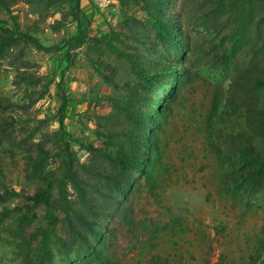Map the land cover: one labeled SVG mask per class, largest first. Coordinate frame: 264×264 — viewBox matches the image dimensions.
Returning a JSON list of instances; mask_svg holds the SVG:
<instances>
[{
	"label": "rangeland",
	"instance_id": "374dc122",
	"mask_svg": "<svg viewBox=\"0 0 264 264\" xmlns=\"http://www.w3.org/2000/svg\"><path fill=\"white\" fill-rule=\"evenodd\" d=\"M159 1L161 14L178 30L170 41L155 43L156 53H148L142 42L124 35L122 11L137 18L140 31L150 33L151 40L155 39V26L138 5L130 2L123 6L119 0H80L87 42L71 50L66 60L64 50L47 51L31 45L13 49L0 65V129L10 140L26 145L53 133L60 103L56 83L62 80L69 99L66 130L73 138L102 145L94 129L100 128V117L111 111L108 97L121 91L106 77L114 71L119 82L132 77L127 61L115 49L105 44L91 48L93 38L103 34L117 48L151 57L149 63L172 65L174 76L159 77L163 85L155 88L152 98L156 105L149 109L156 115L160 104L169 102L171 106L162 134L167 182L160 201L146 205L141 216L162 222L179 217L183 228L176 227L152 241L142 236L133 247L122 243L108 260L97 261L91 252L76 250L69 256L56 253L55 264H264V194H247L228 182L224 171L230 164L221 153L228 134L243 127L242 117L229 116L223 102L232 75L252 56L254 28H250V43L245 39L233 49L232 34L239 23L231 11L219 7L220 0ZM71 5L69 0H16L10 11L22 29L36 22L41 43L53 46L76 31ZM0 19L10 23L9 13L2 11ZM113 32L122 40L109 38ZM97 58L103 61L98 67L94 65ZM184 74L187 82L179 91L164 86L168 77L176 81ZM26 79L37 80L35 89L50 81L47 93L29 107L22 106L28 103L26 93L33 88ZM215 98L220 101L218 109L213 107ZM71 147L79 163L90 161L92 154L75 143ZM23 155L21 148L10 146L8 141L2 143L0 182L32 193L35 184L23 176ZM19 202L0 203V209ZM16 215L12 211L1 222L0 264H21L9 243ZM42 215L40 208L34 225L44 223L39 221ZM49 248L56 251L55 246Z\"/></svg>",
	"mask_w": 264,
	"mask_h": 264
},
{
	"label": "trees",
	"instance_id": "16d2710c",
	"mask_svg": "<svg viewBox=\"0 0 264 264\" xmlns=\"http://www.w3.org/2000/svg\"><path fill=\"white\" fill-rule=\"evenodd\" d=\"M69 1L75 21L74 35L62 40L60 45L44 46L36 35L37 23L22 29L11 13L10 7L16 0H0V13L6 11L10 18V23L0 19V65L20 45L47 51L64 50L65 60L71 56V50L83 46L87 40L80 17V0ZM119 1L123 6L130 2L138 5L155 26V39L151 40L150 33L140 31L137 18L126 11L120 15L126 28L124 35L142 42L148 53H156L155 43L170 41L177 32L176 24L161 14L159 0ZM220 1L219 7L231 11L239 23L232 34L233 49L245 39L250 43L251 27L256 41L250 59L232 75L223 102L224 112L229 116L239 114L243 121L240 130L228 134L227 144L221 151L230 164L224 177L244 193L264 194V0ZM111 36L122 40L118 32H113L109 38ZM107 37L103 34L93 38L91 48L105 44L115 49L121 59L127 61L132 77L119 82L115 71L106 77L121 91L108 97L111 111L100 117V128L94 129L102 145L85 143L66 130L69 99L62 80L56 83L60 103L57 129L53 133L23 145L10 140L0 129V146L8 141L10 146L22 149L23 176L35 184L34 191L27 193L0 182L1 204L14 199L21 201L11 208L0 209V226L12 211L17 212L15 227L9 231V243L15 247L21 264H55L56 253L69 256L76 250L91 252L92 259L97 261L108 260L122 243L133 247L142 236L152 241L176 227L183 228L179 217L162 222L141 216L146 205L160 201L167 182L162 134L171 106L169 102L160 104L156 115L149 109L156 105L152 98L155 88L163 85L159 77L162 74L174 76L173 66L149 63L147 60L151 57L117 48ZM94 60L96 67L103 64L99 58ZM165 82L164 86L171 87V91H179L185 86L187 75L176 81L168 77ZM26 83L33 88L26 93L28 103L22 106L29 107L47 93L50 81L42 83L40 89H35L36 79H26ZM219 102L215 98V109ZM72 143L92 154L88 163H79ZM9 153L14 156L12 149ZM40 208L43 215L39 221L44 223L34 225ZM50 245L56 247L55 252Z\"/></svg>",
	"mask_w": 264,
	"mask_h": 264
}]
</instances>
